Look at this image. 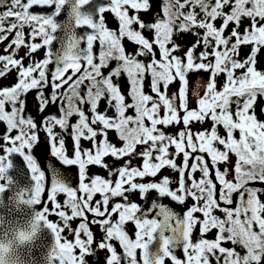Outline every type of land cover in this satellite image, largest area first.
Wrapping results in <instances>:
<instances>
[{"label":"snow or ice","instance_id":"obj_1","mask_svg":"<svg viewBox=\"0 0 264 264\" xmlns=\"http://www.w3.org/2000/svg\"><path fill=\"white\" fill-rule=\"evenodd\" d=\"M92 4L93 0H0V7H6L0 12V42L14 34L5 49H12V53L0 55V77L12 69L18 71L17 83L0 89V122L7 126L4 144L0 145V192L13 183V157L19 155L30 181L19 190L20 202L36 207L43 204L35 212L31 228L35 231L43 225L50 232L53 243L49 264H87L86 256L95 250L85 213L103 218L91 223L101 226L103 235L96 246L107 251L105 264H166L168 259L171 264H213V260L215 264H264V202L259 199L261 190L250 186L252 182L264 183V120L255 110L257 97L264 96V71L257 68V54L264 49V0H161L152 21L140 16L151 10L150 0H105L86 10L85 6ZM66 5L68 18L58 22ZM35 8L53 10L33 11ZM106 13L117 21L115 29L108 26ZM245 19L249 21L247 26ZM25 27L30 29V40L39 38V43L26 44ZM80 28L87 31L79 34ZM148 32L151 38L145 35ZM188 33L197 37L196 43L183 56L176 55L181 49L177 38ZM125 39L137 46L135 52L126 51ZM54 42L58 44L55 49ZM97 42L98 56L94 54ZM21 46L30 53L44 48V59L24 66L21 59L14 58ZM201 46L204 50L197 53ZM241 46H251L243 61L237 59ZM112 60L117 66L104 75L102 69ZM51 64L55 69L49 79ZM201 70L209 72L210 79L203 86V94L196 86L192 94L197 107L190 108L189 73ZM236 70L243 71L237 75ZM220 74L226 79L218 88L216 78ZM122 75L128 83L127 97L115 82ZM146 81L149 93L145 92ZM175 81L180 83L179 90L169 96L167 90ZM49 84L54 91L45 96ZM82 85L86 87L83 94ZM32 89L38 90L39 113L49 105H58L59 114L44 117L42 126L51 156L61 165L78 166V188L71 187L56 166L42 167L32 154L39 140L38 125L32 117L23 115L24 97ZM101 101L107 105L104 111L99 110ZM6 104L11 106L10 111L5 110ZM85 104L90 106L91 118L83 110ZM129 109L134 110V116L126 115ZM108 110H114V115L110 116ZM74 114L79 119L71 126L74 154L69 156L64 139H58L54 129L59 126L66 132ZM208 119L213 125L210 130L192 131L193 123L203 124ZM174 124L184 126L174 135L161 127ZM13 130L17 131L15 136L11 135ZM109 130H115L122 146L109 141ZM82 139L91 141L92 147L82 150ZM108 156L117 160L139 156L143 163L133 166L129 159L122 166L109 168L104 162ZM232 156L235 162L230 178L229 169L221 170L218 165L231 163ZM89 165L106 168L109 177L117 179L97 175L85 183ZM165 167L178 173L175 181L163 177L159 182H137V178L156 177ZM197 171L201 173L199 179L194 176ZM46 190L51 210L43 199ZM153 190L159 198H170L181 205L188 199L193 203L181 216L159 200L146 209L129 200V193L138 192L146 198ZM78 192L83 195L78 197ZM98 192L103 199L93 205ZM59 193L67 195L63 206L57 200ZM234 194L237 201L233 208ZM112 197L124 202L109 210ZM215 210L224 218L214 215ZM114 214L118 216L115 221ZM52 215L63 226L50 220ZM75 218L81 222L73 230L70 221ZM128 222L134 224V238L126 231ZM198 225L199 238L194 240ZM65 229L73 232L74 239L62 235ZM213 229L217 230L215 238L207 239L206 234ZM113 241L118 242L122 254ZM222 242L239 246L244 254L235 247H223ZM178 247L184 259L175 254Z\"/></svg>","mask_w":264,"mask_h":264},{"label":"water","instance_id":"obj_2","mask_svg":"<svg viewBox=\"0 0 264 264\" xmlns=\"http://www.w3.org/2000/svg\"><path fill=\"white\" fill-rule=\"evenodd\" d=\"M105 0H93L92 5L85 6L86 10H93L94 5L103 3ZM52 8H35L33 11L51 12ZM69 8L66 5L60 16L57 17L58 22H65L68 18ZM87 31L86 28L77 29L79 34H83ZM62 35V33H58ZM85 45H82V47ZM58 44L54 42L53 48H57ZM54 64L49 65V79L51 78V72H54ZM52 89L49 84L44 89L45 96H50ZM36 90H30L24 97L25 99V111L23 115L25 117H32L37 125L40 127L44 117L49 115H58V105H49L43 113H39L36 108L37 104ZM108 114H111V110H108ZM7 132V126L4 122H0V137H3ZM39 140L33 146L32 154L37 161L44 167L46 164H52L56 166L62 173L66 182L73 188L79 187V169L76 165H61L54 157L51 156L50 142L45 131L39 133ZM206 160H210L209 157H205ZM191 162V161H190ZM14 168L11 170V175L14 177V181L8 186V190L0 192V264H49V254L52 247L53 239L50 232L43 225L38 226L34 231L31 228V223L34 220L35 212L43 207L29 206L20 202L19 190L21 187H26L30 184L28 180V173L25 167L23 159L16 155L13 157ZM210 168L212 165L210 164ZM258 189H264V183L252 182L250 185ZM48 194L47 190L45 195ZM155 200H159L165 204H168L178 215H183L186 210L182 208V205L170 201V198H159L158 195ZM154 201V199H152ZM151 201V202H152ZM233 205L236 207L237 194H234ZM150 202V203H151ZM155 250L156 245L152 246ZM175 254L178 258L184 259L182 248H177Z\"/></svg>","mask_w":264,"mask_h":264},{"label":"flooded vegetation","instance_id":"obj_3","mask_svg":"<svg viewBox=\"0 0 264 264\" xmlns=\"http://www.w3.org/2000/svg\"><path fill=\"white\" fill-rule=\"evenodd\" d=\"M146 34H148V33H146ZM182 48H184L183 45H182ZM98 53H99V43L97 42L94 45V54L96 56H98ZM110 63L111 62H109V64ZM107 71L110 72L111 70L109 69ZM106 74H108V73H106ZM117 83L121 86V90H122L123 94H125L126 97H127L128 90H129L128 89L127 79L123 78L122 81H121V77H119ZM147 83L148 82L145 83V92L149 93L150 89L148 88ZM35 90H36V94L38 95V90L37 89H35ZM192 93H193V91L189 90L188 95H189V100H190V108H196L197 107L196 97ZM201 94H203V92H201ZM128 102L129 103L131 102V98L130 97H128ZM106 108H107V105H106L105 102L101 103L100 106H99V110L100 111H104ZM109 115L110 116L114 115V110H111V114H109ZM126 115L134 116L135 115L134 110L133 109H129L126 112ZM160 115L161 116L164 115V110L163 109H161ZM89 118H91V115L89 116ZM73 119L75 121H78L79 117L75 116ZM210 121H211L210 119L206 120V122H208V123H210ZM206 122H204L203 124H201L199 122L193 123L191 125L192 131L193 132L203 131V128L205 127ZM161 127H163V130L167 134H173L174 135L179 130L183 129L184 126H183V124H179V125H175L174 124V125L161 126ZM57 128L59 129V131L56 132V133H59L58 139L59 138H63L64 139L66 137L64 135V132H62L60 130L59 126H57ZM174 128H176V131L173 130ZM41 131H44L42 125L40 127L38 126V129H37V134H38L39 138H40L39 133ZM16 134H17V132L13 133V131L11 133L12 136H15ZM108 138H109L110 142L115 143L118 146H122V142L118 140L117 133L115 132V130H109L108 131ZM0 139H3V137H0ZM97 139L99 140V139H101V137H98ZM82 141H86V144L84 146L82 145ZM91 147H92V142L91 141L84 140V139L81 140V149L82 150L89 149ZM65 149H66L67 154L69 156H72L74 154V141H73V143L72 142H68V143L65 142ZM140 150H141L140 147H138L137 151H140ZM129 159H131V162H132L133 166H137V167L142 166L143 161H142V159L139 156L124 157V158L119 159V160H117L114 157L108 156V157H105L104 162L109 166V168H114V167H118V166L124 165ZM181 160H182V157L177 158V163L180 164ZM210 170H211V168H210ZM97 175H99L100 177H102L104 179H111L113 181H115L117 179L116 176L109 177L108 169L103 168L101 166H97V165H89L87 167V169H86V178H85L84 182L85 183H90L91 178L94 177V176H97ZM194 176H195L196 179H199L200 176H201V173L199 171H197L194 174ZM230 176H232V172H231ZM163 177H169L171 180L175 181L178 178V173L173 171L170 168L165 167L157 174L156 177H150V176L149 177H144L142 180H141V178H137V182H145V183H147V182H159L160 180H162ZM175 186L176 185L174 184L173 187H175ZM47 195L48 194L45 195V193H44L43 199L47 203V206L49 207V209L51 210V208L53 206H52V204L50 202H47ZM77 195L79 197V196H81L83 194L78 192ZM157 195H158V193L155 192L154 190L150 191L147 194L146 198L142 197L141 194H139L138 192H134V193H129L128 194L129 200L131 202L138 203V204L141 205L142 208H145V209L150 206V202L152 201V199L155 200V197ZM102 199H103V196H102L101 193H99V192L95 193L94 196H93L92 204L94 205L96 201H101ZM57 200L63 206L64 202L67 200V195L64 194V193H59L58 196H57ZM121 202H124V201H122L121 198L112 197L111 200H110V203H109V210H111V208L116 203H121ZM192 203H193V201L191 199H188L186 201V204L182 205V208L187 211L188 207H190L192 205ZM220 203H221V207H223L224 206L223 202H220ZM85 214L88 216L90 230L94 234V243L92 245V248L95 250L93 255L86 256V262H87V264H105L106 257L108 256L107 251L106 250H100L96 246V242L100 241L101 238H102V235H103L102 230H101V226L99 224H92L91 223V221L93 219H103V218L102 217L101 218L94 217L91 213H85ZM196 215L199 216L200 213H197ZM49 219L52 220L53 222L59 223V224H61V226H63L62 221H60V219L57 216L52 215V216L49 217ZM116 219H118V216L114 214L112 216V220L115 221ZM80 222H81L80 218H75L74 220L70 221V228L73 229V230L77 229ZM126 231L130 235H132L133 238H134L135 227H134V224L132 222H128L126 224ZM62 235L65 236L67 239H70V240L74 239V234L69 229H65V232L62 233ZM82 238H84L83 234H82ZM113 243L116 246L118 253L122 254L123 250L120 248L118 242L113 241ZM137 254H138V258H139V250H137Z\"/></svg>","mask_w":264,"mask_h":264},{"label":"rangeland","instance_id":"obj_4","mask_svg":"<svg viewBox=\"0 0 264 264\" xmlns=\"http://www.w3.org/2000/svg\"><path fill=\"white\" fill-rule=\"evenodd\" d=\"M150 3H151V10L148 12H141L140 13L141 19L144 21H152L154 13H156L160 10L161 0H150ZM106 15L108 17V26L112 29H115L117 27V21L115 19H113L112 15L110 13H106ZM145 35L149 38L152 37V33H150V32H148V34L145 33ZM13 38H14V35L8 37L7 40L0 42V55H7V54L12 53V51H13L12 49H10L8 52H5V49L7 48L8 44L11 42V40ZM25 41H26V44L27 43H33L27 38H25ZM196 41H197V37L193 34H190V33L177 38V43L181 45V49L178 52H176L175 54L183 56L184 51L188 47H191L193 44H195ZM124 44H125L127 52H129V53L135 52L137 46L133 42H130L127 39H125ZM182 45L184 48H182ZM203 50L204 49L201 46V47L196 49V52L199 53L200 51H203ZM43 53H44V49H42V50L37 49L34 53H30L29 49L27 47L23 46V47H20L18 50H15L14 58L21 59L24 66H28L30 63L38 62L41 59ZM244 55H245L244 49L241 48L239 51V56L237 57V59H240L242 61V57ZM2 67H3V65L0 64V68H2ZM17 76H18V71L16 69H12L5 76L0 77V87L9 85L10 83H12L14 81V78ZM188 79H189V90L194 91L196 86H200V91L203 92V90H204L203 86L206 85V83L210 79V73L203 71V70H201L199 72H191V73H189ZM216 79H217V87L221 88L223 83H224V79H222L218 76ZM179 87H180L179 81L173 82L167 90L169 96L177 93L179 90ZM212 126L213 125H212L211 121H210V123L206 122L203 130H205V129L210 130L212 128ZM173 130L176 131V128H174ZM54 131L57 132V131H59V129L56 127L54 129ZM219 131L221 134H223V132H224L222 127L219 128ZM64 135L66 136L64 138V141L66 140L65 142H67V143L72 142L73 143V138H72V135L70 133L68 134V133L64 132ZM3 144H4V140L0 139V145H3ZM85 144H86V141H82V145L84 146ZM0 153L1 154L3 153L2 150H0ZM234 162H235V157L232 156L231 157V163H229V164L221 163L218 165V167L221 168V170H223L225 167H227L229 169V172L231 175V172L233 174L232 165L234 164ZM230 178H231V176H230ZM199 217L203 218L202 213H200ZM198 238H199V225L196 227V229H194V232H193V239L197 240ZM206 238L207 239H213L214 233L212 231H210L208 234H206ZM166 264H171L170 259L166 260Z\"/></svg>","mask_w":264,"mask_h":264},{"label":"trees","instance_id":"obj_5","mask_svg":"<svg viewBox=\"0 0 264 264\" xmlns=\"http://www.w3.org/2000/svg\"><path fill=\"white\" fill-rule=\"evenodd\" d=\"M6 10V7H0V12H3V11H5ZM220 20L218 19L217 21H216V24H217V26H219L220 25ZM248 23H249V21L247 20V19H245L244 20V26H247L248 25ZM230 30H231V26H230V28L228 29V30H226V35H228V34H230ZM24 32H25V38H27V39H29L30 40V38H29V32H30V29L28 28V27H25V29H24ZM190 34H192V33H190ZM14 35V34H13ZM10 36H12V35H9V37ZM31 41V40H30ZM31 42H34V43H39L40 42V40H39V38H37L35 41H31ZM234 42V41H233ZM21 47H23V46H21ZM26 47V46H25ZM241 48H243L244 49V52H245V55L242 57V61L244 60V59H246L247 58V56L250 54V52H251V46H241ZM240 48V49H241ZM42 49H44V48H41V50ZM209 51H211V49H209ZM45 52H46V50L44 49V53H43V55H42V57H41V59L39 60V61H42L43 59H44V57H45ZM98 55H99V53H98ZM157 58H159V52H158V50H157ZM141 60H145L146 58L145 57H141L140 58ZM38 61V62H39ZM111 63L107 66V67H105V68H103L102 69V72H103V74L104 75H108L109 74V72L107 71V70H113L116 66H117V62L115 61V60H112V61H110ZM257 68H258V70H261V71H264V49H262L258 54H257ZM243 70H236V74L237 75H239V74H241V72H242ZM106 73H108V74H106ZM218 77H220V78H222V79H224V81H225V79H226V77H225V74H220V75H218ZM123 78H126V76H124V75H122L121 76V81H122V79ZM17 81H18V76L17 77H15L14 78V81L12 82V83H10L9 85H6V86H1L0 87V89H3V88H6V87H11V86H13L15 83H17ZM117 81H118V78H116L115 79V82L117 83ZM147 82V81H146ZM145 82V83H146ZM87 83V82H86ZM86 91V87L85 86H81V93L83 94L84 92ZM104 101H101V103H103ZM100 103V104H101ZM5 110L6 111H10L11 110V106L9 105V104H6L5 105ZM89 108H90V106L89 105H87V104H85V105H83V110L85 111V114L86 115H88V116H90L91 115V113H90V111H89ZM255 110H256V113H257V115L259 116V118L260 119H262V120H264V112H262V110H264V96H258L257 97V99H256V103H255ZM75 116H77L78 117V115H73V116H71L70 118H69V121H68V123H69V127H68V129H67V131L65 132V131H63V130H61L62 132H65V133H72V125H74V124H76L78 121H75L73 118L75 117ZM16 132V130H13V133H15ZM58 134V137H59V133H57ZM14 135V134H13ZM261 191L258 193V195H259V199L262 201V202H264V189H260ZM214 215H217L218 217H220L221 219H223L224 218V214L221 212V211H219V210H215L214 211V213H213ZM213 233H214V238H215V236H216V234H217V230L216 229H213V230H211ZM213 238V239H214ZM222 246L223 247H227V248H233V247H235L236 248V251L237 252H239L241 255H243L244 254V250L243 249H241L239 246H234V245H232L230 242H222ZM213 264H215V261L213 260Z\"/></svg>","mask_w":264,"mask_h":264}]
</instances>
